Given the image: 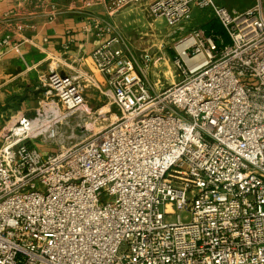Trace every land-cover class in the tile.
<instances>
[{
    "label": "built area",
    "instance_id": "2783aa9c",
    "mask_svg": "<svg viewBox=\"0 0 264 264\" xmlns=\"http://www.w3.org/2000/svg\"><path fill=\"white\" fill-rule=\"evenodd\" d=\"M140 1L108 4L117 13ZM194 7L211 11L228 40L185 35L180 81L156 90L154 56L138 58L96 19L112 36L91 57L118 119L50 153L30 144L38 132L27 116L0 138V264H264V0L245 10L153 0L150 11L177 26ZM39 79L44 102L67 113L85 104L84 82L100 87L55 62Z\"/></svg>",
    "mask_w": 264,
    "mask_h": 264
},
{
    "label": "crops",
    "instance_id": "0c3cea01",
    "mask_svg": "<svg viewBox=\"0 0 264 264\" xmlns=\"http://www.w3.org/2000/svg\"><path fill=\"white\" fill-rule=\"evenodd\" d=\"M152 1L142 0L111 13L108 0H0V40L11 36V44L0 47V103L7 107L6 116H0V138L19 119L32 118L38 103H44L39 78L52 62L65 74L93 76L105 89V78L91 54L112 34L97 29L96 19L112 24L128 45L122 31L124 22L132 16H154ZM54 7L58 13L52 16ZM40 53L46 54L42 61H38Z\"/></svg>",
    "mask_w": 264,
    "mask_h": 264
},
{
    "label": "rangeland",
    "instance_id": "374dc122",
    "mask_svg": "<svg viewBox=\"0 0 264 264\" xmlns=\"http://www.w3.org/2000/svg\"><path fill=\"white\" fill-rule=\"evenodd\" d=\"M218 1L222 2L229 10H245L254 4V0ZM213 16L211 11L195 8L191 20L182 21L177 26H170L164 17H148L144 14L132 16L131 19L124 22L126 25L122 31L130 50L137 52L138 58H140L139 54L145 50L154 56L155 65L153 64L148 72V80L156 90L167 88L182 79L181 71L174 64L175 59L179 56L178 43L194 29L205 30V26L210 23ZM216 24L224 37L227 38L219 20H216ZM225 38L222 37L223 40ZM161 44L162 46H160ZM81 79L84 80V78ZM83 84L85 85V104L75 112L67 113L57 101L53 103L54 105L47 100L44 103L41 102L42 104L38 103V108L32 116L36 122L38 136L31 140V145H33V141L42 152H55L62 145L80 142L90 135L100 132L118 119L120 112L111 96L107 95L106 89L102 86L88 85L87 82ZM44 98L42 96L41 99L45 100ZM53 109L57 110V113L54 114ZM2 114L6 116L7 107L0 103V116ZM55 115L61 118L55 120L59 135L57 138H52L46 124ZM0 120H2L1 117ZM43 123L45 125L40 126ZM106 200L104 199V201ZM181 216L185 221L190 218L188 211L181 212Z\"/></svg>",
    "mask_w": 264,
    "mask_h": 264
},
{
    "label": "trees",
    "instance_id": "16d2710c",
    "mask_svg": "<svg viewBox=\"0 0 264 264\" xmlns=\"http://www.w3.org/2000/svg\"><path fill=\"white\" fill-rule=\"evenodd\" d=\"M212 21V22H211ZM210 21V23H207V25L205 26V31L208 33V34H211V35H214V36H222L223 38L224 37V34L221 33V31L219 30V28L217 27V24H216V19H212ZM223 28V26H222ZM226 40H228V37L225 38Z\"/></svg>",
    "mask_w": 264,
    "mask_h": 264
},
{
    "label": "water",
    "instance_id": "95a60500",
    "mask_svg": "<svg viewBox=\"0 0 264 264\" xmlns=\"http://www.w3.org/2000/svg\"><path fill=\"white\" fill-rule=\"evenodd\" d=\"M46 58V54H39L38 55V61H42V60H44Z\"/></svg>",
    "mask_w": 264,
    "mask_h": 264
},
{
    "label": "bare ground",
    "instance_id": "6f19581e",
    "mask_svg": "<svg viewBox=\"0 0 264 264\" xmlns=\"http://www.w3.org/2000/svg\"><path fill=\"white\" fill-rule=\"evenodd\" d=\"M185 60H186V62L190 63V60H189L188 58H185ZM47 128H48V127H47ZM47 128H46V129H47Z\"/></svg>",
    "mask_w": 264,
    "mask_h": 264
}]
</instances>
